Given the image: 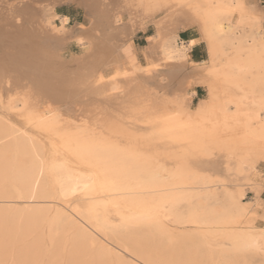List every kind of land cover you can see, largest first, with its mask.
I'll return each instance as SVG.
<instances>
[{
  "label": "bare ground",
  "instance_id": "6f19581e",
  "mask_svg": "<svg viewBox=\"0 0 264 264\" xmlns=\"http://www.w3.org/2000/svg\"><path fill=\"white\" fill-rule=\"evenodd\" d=\"M61 2L89 26L63 36ZM263 21L258 0H0V264H264V199L243 201L263 187ZM68 38L92 53L62 59Z\"/></svg>",
  "mask_w": 264,
  "mask_h": 264
},
{
  "label": "rangeland",
  "instance_id": "374dc122",
  "mask_svg": "<svg viewBox=\"0 0 264 264\" xmlns=\"http://www.w3.org/2000/svg\"><path fill=\"white\" fill-rule=\"evenodd\" d=\"M47 2L48 1H44V2L41 1V4L44 5V4H47ZM258 2H259V4L261 6H264V0H258ZM51 6L49 5L47 7L50 9ZM47 7L45 9L48 10L49 12L51 10V12H50V20H51L52 24L55 25V26H59L60 27L62 25L61 24V17L62 16H67L68 19H67V21L65 22V25H64L65 33H63V36L68 37L71 34H76V33L79 32V30L85 29V28H87L89 26V24H88V14H87V10H86V8L84 6H79V5H77L76 3H73V2L72 3L61 2V3L55 4L54 6H52V8L50 10ZM126 20L128 21L127 17L125 16L123 18V20H121L120 22L117 23V25L126 24L127 23ZM145 25H147V26H143V28H139V29L137 28V29H135V33L133 32V34H131V40L129 41L130 42V46H131L132 49H135L136 53L140 52L141 49H143L144 47L147 46V44H148L147 39L149 40V37L152 38L156 34V27H155L154 24L148 23V24H145ZM263 26H264V21H263ZM196 36H197V31L193 27L185 29V30H179L178 31V40H179V42L182 41L186 45H187L186 41H188L189 39H191L193 37H196ZM184 39H188V40L184 41ZM138 48L140 49V51H138L139 50ZM191 48H190V50H191ZM190 50H189V52H190ZM89 51H91V52H89ZM88 52H89V54H91L92 50H91V48H89V45L86 43L85 40H81L80 42H77L73 38H68V40L66 41L65 46L60 51V57L62 59H64V60H68L69 58H73V56L77 57V56H80V55L81 56L82 55H86ZM190 56H191L190 58L195 60V61L206 59L207 52H206V48H205L204 43L203 42L197 43L196 46L193 48V52L190 53ZM139 60H140V62H143L141 59H139ZM155 72H157V71H155V70L152 71L151 77H150V79H151L150 81H151V83H154V85H156V84L157 85L158 84L159 85H164V86L168 85V86H170L169 89H176L179 86V83H181L180 82L182 80L181 77H177L176 78L174 75H173L174 77L171 76V75H167V77H166V72H164L165 74L162 73V72H159V73L158 72L155 73ZM154 73H155V75H154ZM162 74H163L164 79L162 77ZM152 80H153V82H152ZM182 84L184 85L183 82H182ZM197 88L195 89V94L196 95L194 94V96L192 98V105H195L198 102V100L200 98L204 97L205 94H206L204 88H202V87H197ZM263 172H264V170H262V172H261L262 180L260 181L261 186L263 185V187L259 188V190L261 192L257 191V193L259 192L258 193L259 195H258L256 193V191H254V190L253 191L252 190H247V193L245 194V199L243 200L245 203L253 204L256 200H263L264 199V183H262V182H264V178H263L264 177V175H263L264 173ZM236 183H237V181H236Z\"/></svg>",
  "mask_w": 264,
  "mask_h": 264
},
{
  "label": "flooded vegetation",
  "instance_id": "af4514ba",
  "mask_svg": "<svg viewBox=\"0 0 264 264\" xmlns=\"http://www.w3.org/2000/svg\"><path fill=\"white\" fill-rule=\"evenodd\" d=\"M183 40V39H182ZM186 40H188V39H184V41H186ZM196 46V44L191 48V50H190V53H192L193 52V48ZM191 57V56H190Z\"/></svg>",
  "mask_w": 264,
  "mask_h": 264
}]
</instances>
